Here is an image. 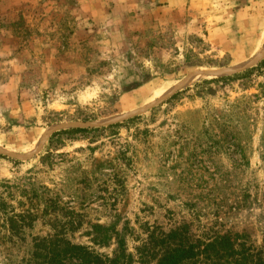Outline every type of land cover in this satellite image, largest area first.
I'll return each instance as SVG.
<instances>
[{
  "label": "rangeland",
  "instance_id": "obj_1",
  "mask_svg": "<svg viewBox=\"0 0 264 264\" xmlns=\"http://www.w3.org/2000/svg\"><path fill=\"white\" fill-rule=\"evenodd\" d=\"M263 60L264 0H0V264L180 228L264 263V71L223 80Z\"/></svg>",
  "mask_w": 264,
  "mask_h": 264
},
{
  "label": "trees",
  "instance_id": "obj_2",
  "mask_svg": "<svg viewBox=\"0 0 264 264\" xmlns=\"http://www.w3.org/2000/svg\"><path fill=\"white\" fill-rule=\"evenodd\" d=\"M260 71H264V60L257 68L243 75L223 80L249 77ZM132 122L134 121L130 120L126 124ZM9 223L14 225L13 220ZM69 224L74 226L73 222ZM66 226H62V229ZM93 233V242L101 247L110 245L117 235L114 229L102 226H94ZM116 239L118 250L113 257H109L91 248L73 245L57 232L53 236L35 241L28 264H135L136 259L138 264H264L256 260L253 249L246 242H239V239H244L241 236L196 240L180 228L168 234L149 235L142 246L136 249V257L128 253L124 238L117 236Z\"/></svg>",
  "mask_w": 264,
  "mask_h": 264
},
{
  "label": "water",
  "instance_id": "obj_3",
  "mask_svg": "<svg viewBox=\"0 0 264 264\" xmlns=\"http://www.w3.org/2000/svg\"><path fill=\"white\" fill-rule=\"evenodd\" d=\"M243 70H239V71H236L234 73H237V72H241ZM230 74V72H225V73H221V72H208L207 75H210V76H216V75H228Z\"/></svg>",
  "mask_w": 264,
  "mask_h": 264
}]
</instances>
